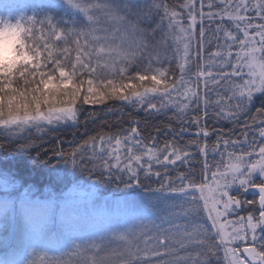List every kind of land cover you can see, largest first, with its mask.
I'll return each mask as SVG.
<instances>
[{"label": "snow or ice", "instance_id": "6c2138e0", "mask_svg": "<svg viewBox=\"0 0 264 264\" xmlns=\"http://www.w3.org/2000/svg\"><path fill=\"white\" fill-rule=\"evenodd\" d=\"M25 7L0 20L16 35L0 44V221L18 206L22 224L20 252L0 264H37L38 249L79 257L40 264H264V0ZM110 101L109 130L44 154L84 106L87 126ZM18 157L73 187L17 200ZM105 187L127 195L97 206Z\"/></svg>", "mask_w": 264, "mask_h": 264}, {"label": "trees", "instance_id": "16d2710c", "mask_svg": "<svg viewBox=\"0 0 264 264\" xmlns=\"http://www.w3.org/2000/svg\"><path fill=\"white\" fill-rule=\"evenodd\" d=\"M57 0H0V14L4 13L6 15V21H15L21 16L29 15L32 13L31 8H26V3L29 4H43L45 6L56 3ZM45 11L48 8L45 7ZM55 14V13H53ZM119 102L110 101L107 105L95 106L96 111L99 113L95 121H90L87 126L84 124V119L87 115V111L92 110L93 106H84L85 112L81 114V123L78 127L62 126L56 129L50 136L45 139L43 144L44 154L51 155L50 149L53 147H64L67 149L69 147V142H74L79 144L85 140L88 136L96 134L99 130H109V123L120 119L119 113L109 112L105 113L101 111L103 108H107L111 104H118ZM256 106H259L258 103ZM131 112V108L125 107V113ZM139 116H143L144 113H139ZM124 124H127V115L124 116ZM33 138L39 139L37 134L33 132ZM64 141L61 145L59 142ZM21 163L18 166V175L16 176L17 188L12 190V196L17 200L29 196L31 198L39 197L41 199L48 198L51 193L64 192L69 189L74 181L66 178H57L55 174L49 170L43 168V166H36L27 163V157H18ZM2 180V177H0ZM86 177L77 176L75 182L85 181ZM5 195L4 186L0 183V200L3 199ZM127 195L123 192H114L112 188L105 187L101 188L97 195L96 203L97 205L105 203H110L118 198ZM143 193L136 195L135 199L139 200L143 197ZM111 198H106V197ZM249 198L250 195L245 196ZM18 207V206H17ZM243 214V210L241 211ZM11 226V227H10ZM22 224L19 219V211L17 212V220L15 223L8 224L5 227L4 223L0 221V260L14 258V253H19L21 250V238H22ZM38 255L33 257L36 259L37 264H40L41 256L47 255L51 256H63L64 259L74 262L79 257L75 252L65 255L62 251H57L53 249H38ZM31 249H28L24 255H28Z\"/></svg>", "mask_w": 264, "mask_h": 264}, {"label": "clouds", "instance_id": "9594fccd", "mask_svg": "<svg viewBox=\"0 0 264 264\" xmlns=\"http://www.w3.org/2000/svg\"><path fill=\"white\" fill-rule=\"evenodd\" d=\"M16 39L15 33L3 32L0 33V44L7 45L9 42H12ZM9 65L6 62L0 63V68L7 69Z\"/></svg>", "mask_w": 264, "mask_h": 264}, {"label": "rangeland", "instance_id": "374dc122", "mask_svg": "<svg viewBox=\"0 0 264 264\" xmlns=\"http://www.w3.org/2000/svg\"><path fill=\"white\" fill-rule=\"evenodd\" d=\"M0 20H5L6 21V15L4 14V13H2V14H0ZM73 187V185L69 188V189H67V191H64V192H57V193H51V194H56L57 196H61V195H63V194H66V193H68L69 192V190L71 189ZM49 196V195H48ZM106 198H111L110 196L108 197H106ZM97 206H102V204H99V205H97ZM19 211V209H18V207H17V212ZM10 223H12V222H9V224ZM11 227V226H10Z\"/></svg>", "mask_w": 264, "mask_h": 264}, {"label": "water", "instance_id": "95a60500", "mask_svg": "<svg viewBox=\"0 0 264 264\" xmlns=\"http://www.w3.org/2000/svg\"><path fill=\"white\" fill-rule=\"evenodd\" d=\"M248 195V194H245V196ZM250 195V194H249Z\"/></svg>", "mask_w": 264, "mask_h": 264}]
</instances>
